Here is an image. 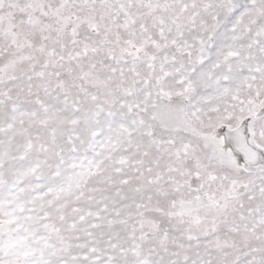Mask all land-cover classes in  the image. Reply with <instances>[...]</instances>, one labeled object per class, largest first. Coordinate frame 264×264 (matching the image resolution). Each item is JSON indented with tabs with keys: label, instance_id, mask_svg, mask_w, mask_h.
<instances>
[{
	"label": "snow or ice",
	"instance_id": "obj_1",
	"mask_svg": "<svg viewBox=\"0 0 264 264\" xmlns=\"http://www.w3.org/2000/svg\"><path fill=\"white\" fill-rule=\"evenodd\" d=\"M0 264H264V0H0Z\"/></svg>",
	"mask_w": 264,
	"mask_h": 264
}]
</instances>
